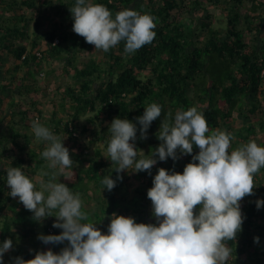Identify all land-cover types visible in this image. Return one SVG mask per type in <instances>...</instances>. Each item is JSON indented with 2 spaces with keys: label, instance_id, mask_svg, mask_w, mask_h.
<instances>
[{
  "label": "trees",
  "instance_id": "1",
  "mask_svg": "<svg viewBox=\"0 0 264 264\" xmlns=\"http://www.w3.org/2000/svg\"><path fill=\"white\" fill-rule=\"evenodd\" d=\"M86 3L104 5L113 19L126 9L150 14L156 18L154 40L133 54L125 53L124 41L104 52L72 30L70 9L76 0H0V244L9 238L13 241V255L9 259L5 254L4 264H12L18 256L32 259L37 251L49 248L59 253L67 245L43 244L39 234L61 233L52 226L56 218L38 223L18 197L9 196V167H20L36 183V190H41L40 179H50L42 172L58 173L41 156L50 142L35 138L33 121L64 140L74 163L58 174L57 182L80 195L82 211L88 214L83 222L96 223L104 234L113 213L151 224L154 217L147 191L158 169L182 173L199 151L194 146L192 155L158 161L151 175L124 171L112 191H103V178L117 176V165L106 151L114 118L136 123L144 108L152 103L161 106V116L151 123L147 139L140 138L137 124L138 158L150 156L161 143L157 138L161 121L174 123L178 111L191 107L202 112L210 132L225 131L235 137L229 153L250 141L259 142L264 133V0ZM42 7L51 12L46 23ZM84 52L94 54L82 60ZM46 64H52L49 73L59 71L56 75L64 76L63 80L69 78L49 93L37 79ZM45 96H49L47 104ZM254 182V194L240 202L245 216L242 231L235 241L226 242L232 249L226 264H264V207L257 209L255 203L264 199V168L255 174ZM257 236L258 244L254 243Z\"/></svg>",
  "mask_w": 264,
  "mask_h": 264
},
{
  "label": "clouds",
  "instance_id": "2",
  "mask_svg": "<svg viewBox=\"0 0 264 264\" xmlns=\"http://www.w3.org/2000/svg\"><path fill=\"white\" fill-rule=\"evenodd\" d=\"M70 12L72 30L104 52L124 41L125 53L133 54L156 36V18L150 14L126 9L113 19L107 7L86 0H76ZM161 111L160 105L152 103L136 117V123L119 117L112 120L106 151L108 159L117 165V176L115 180L111 176L103 178V191H112L117 181L123 179L120 173L124 171L151 175L158 161H176L180 156L192 155L194 146L199 151L192 155V162L186 164L182 173L159 168L153 177L147 197L155 224L137 223L134 217L113 213L107 234L96 223L83 222L88 221V214L82 211L80 195L57 182L58 174L63 175L74 163L64 140L38 120L32 122L35 138L50 142L41 156L58 173L42 172L50 179H40L41 190H36V183L20 167H9V196L18 197L38 223L48 217L56 218L52 226L62 231L58 235L39 234L37 238L43 244L67 245L59 253L49 248L37 251L32 259L14 257L12 264H226L232 255L226 242L235 241L242 231L245 216L240 202L254 194V176L264 168V146L250 141L229 153L235 137L225 131L210 132L202 112L191 107L178 111L174 123L161 121L157 136L161 143L150 156L138 158L137 124L140 138L147 139L148 129L160 118ZM168 115L171 117V113ZM255 203L257 209L264 207V199ZM254 243H259L258 236ZM12 249L10 238L0 244V264H4V255Z\"/></svg>",
  "mask_w": 264,
  "mask_h": 264
},
{
  "label": "rangeland",
  "instance_id": "3",
  "mask_svg": "<svg viewBox=\"0 0 264 264\" xmlns=\"http://www.w3.org/2000/svg\"><path fill=\"white\" fill-rule=\"evenodd\" d=\"M42 16L44 15V23H46L48 21V19L51 16V12L48 8L46 7H42ZM219 16V15H217ZM248 34V33H247ZM249 37H251V34H249ZM94 53L92 52H84L82 54H80V59L84 60V58H88V56H92ZM52 65V64H51ZM51 65L46 64L44 69H41L40 73L37 75V79L38 82L40 84L41 87H43L44 89H46V93H49V90L53 87H55L56 85L62 83L63 81L69 80V78L67 76H65L64 80L61 77H59L58 75H56L57 73L59 74V71H56V73L51 74L48 72V70H50ZM60 63H58L56 66H59ZM49 96H45L43 98V101L47 104L48 102V98ZM50 104V103H49ZM51 105V104H50ZM5 123V122H4ZM264 142V133L259 135V142ZM258 141L256 142L257 144L259 143ZM8 159V157L6 158ZM5 159V160H6ZM4 162V160H2V163ZM8 164H6L7 166ZM16 234V233H15ZM6 255L8 256V258L10 259V257H12V250H10L8 253H6Z\"/></svg>",
  "mask_w": 264,
  "mask_h": 264
},
{
  "label": "crops",
  "instance_id": "4",
  "mask_svg": "<svg viewBox=\"0 0 264 264\" xmlns=\"http://www.w3.org/2000/svg\"><path fill=\"white\" fill-rule=\"evenodd\" d=\"M156 223V220L155 218H153V221L151 222V224H155Z\"/></svg>",
  "mask_w": 264,
  "mask_h": 264
},
{
  "label": "built area",
  "instance_id": "5",
  "mask_svg": "<svg viewBox=\"0 0 264 264\" xmlns=\"http://www.w3.org/2000/svg\"><path fill=\"white\" fill-rule=\"evenodd\" d=\"M36 54L40 55V51H36Z\"/></svg>",
  "mask_w": 264,
  "mask_h": 264
}]
</instances>
